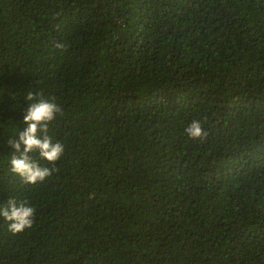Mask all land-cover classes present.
I'll return each instance as SVG.
<instances>
[{"label": "trees", "instance_id": "trees-1", "mask_svg": "<svg viewBox=\"0 0 264 264\" xmlns=\"http://www.w3.org/2000/svg\"><path fill=\"white\" fill-rule=\"evenodd\" d=\"M29 91L62 108L35 185L8 144ZM10 197L36 212L0 218V264H264V0H0Z\"/></svg>", "mask_w": 264, "mask_h": 264}, {"label": "clouds", "instance_id": "clouds-1", "mask_svg": "<svg viewBox=\"0 0 264 264\" xmlns=\"http://www.w3.org/2000/svg\"><path fill=\"white\" fill-rule=\"evenodd\" d=\"M55 46L61 51L65 48L62 43ZM24 97L27 107L24 110L23 123L27 127L18 133V139L15 136L8 141L13 149L10 169L25 184L35 185L43 183L58 169L41 166L33 159L32 154H37L39 160L46 161L49 165H55L64 154V146L60 142H53L48 135L49 124L62 113V108L54 98H44L43 93L29 91ZM185 135L190 139L203 141L208 133L200 120H194L185 129ZM35 212L36 209L27 201L18 202L11 197L6 205H0V218L7 222L8 231L13 235L32 228Z\"/></svg>", "mask_w": 264, "mask_h": 264}]
</instances>
